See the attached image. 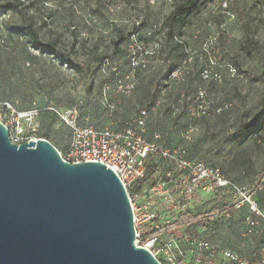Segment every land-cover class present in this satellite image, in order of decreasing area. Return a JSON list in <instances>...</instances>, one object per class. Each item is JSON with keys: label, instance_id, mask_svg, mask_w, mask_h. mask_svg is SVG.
<instances>
[{"label": "rangeland", "instance_id": "obj_1", "mask_svg": "<svg viewBox=\"0 0 264 264\" xmlns=\"http://www.w3.org/2000/svg\"><path fill=\"white\" fill-rule=\"evenodd\" d=\"M5 2L0 0V8L5 5L8 9ZM22 3L23 17L11 9H8L6 20H1L0 16V32L8 43V50L2 51L0 59V99L9 100L18 110H27L32 102L42 108L45 100H51L63 108L89 104L102 97L107 98L114 108L92 110L91 118L104 120L103 125L110 128L132 125L137 111L142 108L146 90L163 76V53L153 45L154 42L165 43L159 27L172 9V3H150L148 0H24ZM23 19L33 21L46 51L39 53L29 49L27 52L24 37L8 38L5 25H19ZM134 20L142 22L143 27L138 33L141 45L155 51L153 57L145 60L149 63L148 72L128 95H123L110 83L106 90H102L100 84L104 80L99 58L111 53L117 29L130 27ZM189 21L182 29V40L190 48V72L185 82L173 84L169 96L176 97L181 92L193 96L195 89L203 86L216 105H228L219 114L208 110L204 118L195 122L192 141L187 144L190 156L208 166L224 169L233 182L247 186L252 199L262 207L264 178L260 179L259 175L264 169V128L246 140L233 138L232 132L239 116L260 109L263 83L258 76L264 71V0H207L199 5ZM149 34L152 38L147 40ZM248 40L255 42L259 57L242 52L241 47ZM120 50L109 61L125 71V44L120 46ZM142 58L136 56V60ZM61 60L67 62V67ZM72 60L84 65L81 72L68 67ZM202 64L217 70L221 80L203 82L200 79ZM230 68L234 71H229ZM173 104L176 106L179 102L176 100ZM150 117L156 121L164 117L165 121L162 127L155 125L153 139L167 141L171 145L184 144L170 125L171 115L161 109L159 115ZM262 117L264 119V114ZM37 124L32 137H40L48 131V141L63 155L71 130L55 115L45 111L41 112ZM240 153L244 155L240 157ZM229 202L230 197L226 193L197 192L188 198L186 211L206 213L214 206L227 207ZM153 207L159 209L156 204ZM245 213V206L235 209L228 218L208 223L202 232L212 241L252 254L260 234L242 235ZM160 216L169 223L168 216L164 213ZM202 222H193V229L201 231Z\"/></svg>", "mask_w": 264, "mask_h": 264}, {"label": "built area", "instance_id": "obj_2", "mask_svg": "<svg viewBox=\"0 0 264 264\" xmlns=\"http://www.w3.org/2000/svg\"><path fill=\"white\" fill-rule=\"evenodd\" d=\"M153 3L156 0H149ZM5 18L9 15L4 14ZM1 43H5L3 37ZM33 51L32 48H29ZM138 62L132 57L131 67ZM183 69L173 71L169 78H179ZM233 72L234 69L230 68ZM203 79L220 80V75L212 69H204L201 73ZM134 82L123 85L119 82L117 89L128 94ZM164 89L161 90L163 94ZM104 105L112 109L104 100ZM209 102L205 99L203 90L198 91V99L183 107L189 117H196L199 112L208 108ZM41 109L54 113L60 122L71 129V139L65 152L61 155L63 160L70 163L95 161L110 168L118 177L126 190L130 203L135 241L139 246L148 249L156 258H162L161 264H264V204L259 207L251 197L249 188L238 185L229 179L217 168L209 167L204 162L192 159L184 147H169L163 143L149 142L144 137V124L147 111L141 109L128 124L120 129L103 127L97 129L89 124L88 114L81 115L76 107L61 108L47 101L43 108L36 103L27 110H18L9 101H0V122L9 130V137L13 143L19 144L30 140L37 127V117ZM181 108H174L176 114ZM194 128H188L182 137L188 141ZM60 153V152H59ZM157 158L176 167V175L167 171L165 181H159L145 187L141 192H131L133 181L141 177L146 169L147 158ZM220 190L230 197L229 205L220 214L212 216L210 222H202L201 231L193 229V223L186 224L177 235L167 238L157 234L145 241L141 238L151 231L160 232L165 219L164 213L172 220L173 215L186 212L188 198L197 192L215 194ZM159 207L154 209V205ZM246 208L243 216L242 235L254 236L259 232L260 238L252 254H242L212 241L203 234L204 227L211 222L229 217L231 209Z\"/></svg>", "mask_w": 264, "mask_h": 264}, {"label": "water", "instance_id": "obj_3", "mask_svg": "<svg viewBox=\"0 0 264 264\" xmlns=\"http://www.w3.org/2000/svg\"><path fill=\"white\" fill-rule=\"evenodd\" d=\"M0 264H161L135 241L126 190L106 165L70 163L0 122Z\"/></svg>", "mask_w": 264, "mask_h": 264}, {"label": "trees", "instance_id": "obj_4", "mask_svg": "<svg viewBox=\"0 0 264 264\" xmlns=\"http://www.w3.org/2000/svg\"><path fill=\"white\" fill-rule=\"evenodd\" d=\"M149 1V0H148ZM156 1H163V2H171L172 3V9L167 14V16L164 18L161 26L159 27L160 30L163 32V37L165 40L164 45H162L159 42H154L155 47H157V51H161L163 53V62H164V69H163V76L162 78L157 81L155 84H153L150 88H148L145 92L144 100L141 104V109H145L147 111V115L145 118V124H144V137L149 142H157V143H163L166 146L169 147H176L181 146L184 147L188 155L190 156L189 149L187 144L191 143L192 141V135L190 140L186 141L182 134L190 127L196 129L194 124L198 120L204 118L208 112V110H212L214 113L219 114L223 110H225L228 105H216L213 100L209 98V95L206 91V89L203 86H198L195 89V92L193 96L187 94V92H181L180 94H176V97L169 96V94L172 91V86L175 83H183L187 80V75L190 72V48L187 46V44L182 40V29L189 24V18L192 14H194L198 8L199 5L207 0H156ZM24 0H6V5L8 9L13 10L14 12L19 13L22 17L24 16V12L22 10ZM6 6L0 8V16L2 19H7L3 15L8 14L9 10L5 8ZM9 17V16H8ZM4 20V21H5ZM5 31L7 33L8 38H12L14 36L23 39L24 37V48L28 52L29 48H32L36 51L43 52L46 51L47 48L44 46V43L42 42L39 32L34 26V23L31 19L25 20L23 19L20 24H12V25H5ZM142 22L134 20L130 27L128 28H119L116 31V35L114 40H112L111 44V53L105 57H100V72L103 75L104 82L100 84L102 90H106V86L108 83L112 84L115 89H117V86L119 82L123 85H126L130 83V81L133 80L134 84L132 87V90L130 93H132L139 81V79H142L144 75L148 72L149 69V63L146 62L147 58L153 57L155 54L154 48H150L149 50L145 49L144 46L141 45L140 39H139V30L142 28ZM0 31H2V28L0 26ZM0 32V38L3 37L5 40V43L0 42V59H1V53L2 51H7V41L6 36L1 34ZM152 38V35L149 34L147 40H150ZM122 44H125L126 51H127V69L125 71H121V66H117L114 64H111V58L117 55L121 50L120 46ZM134 46V47H133ZM155 49V50H156ZM241 50L246 55H255L256 57H259L260 52L259 49L256 47V44L253 40H248L242 47ZM206 54V53H204ZM141 56L143 57L141 60L143 62H138V64L135 67H131V60L132 57ZM205 57V56H204ZM66 59L69 58L66 56ZM140 60V59H139ZM140 60V61H141ZM204 60L207 61L206 57ZM62 65H65L67 67V62L65 60H61ZM203 61H201L202 63ZM236 66H239L237 62L234 63ZM68 67L75 68L78 72L82 71V68L84 65L81 62H77L75 60H72L71 63H69ZM120 68V69H119ZM208 67L204 66L202 64L201 71H200V79L203 82H218L221 80V75L217 70L212 69L211 67L208 69H212L213 72H216L220 75V80H214L212 78L210 79H203L201 76V73L204 69H207ZM182 74L179 78H169V75L176 70H181ZM258 78L262 81L263 87L261 89V101H260V109L253 111L251 113L246 112L245 114L238 117L236 124L234 126L232 136L233 138H241L242 140H246L249 136H251L254 133H259L264 128V119L262 115L264 114V71L258 76ZM164 89L163 94H161V90ZM203 90L205 94V99L207 102H209L208 108H206L203 112H199V115L196 117H189L187 113L184 111L183 107L187 105L188 103H194L198 99V91ZM121 92V91H120ZM122 93V92H121ZM128 93V94H130ZM123 95H126L125 93H122ZM127 94V95H128ZM102 96V95H101ZM104 100L108 101L107 98H100L94 100L93 102L89 104H83L78 105L76 108L78 109L79 113L81 115L88 114L89 116V124L97 129H101L104 126V120H95L94 118H91V111H98L100 108L108 109L104 105ZM178 101V105H174L173 103L175 101ZM0 101H9L6 99H0ZM51 101V100H47ZM10 102V101H9ZM52 102V101H51ZM34 102H32L33 104ZM36 103V102H35ZM46 103V100L44 104ZM53 103V102H52ZM55 106H57L55 103H53ZM104 106H101V105ZM177 104V103H176ZM37 105V104H36ZM38 106V105H37ZM32 107V106H31ZM39 107V106H38ZM44 107V106H43ZM42 107V108H43ZM59 107V106H57ZM40 108V107H39ZM62 108V107H61ZM63 108H74V107H63ZM114 108V106H113ZM112 108V109H113ZM174 108H181L180 111L176 114L173 113ZM140 109V110H141ZM163 109L166 114L171 115V126L177 131V134L179 135L180 139L184 142L182 145H171L167 141H161L160 139H153L152 134L155 129V125L163 126L164 125V117L158 118L157 121L154 119V117H150L152 115L156 116L159 115V111ZM42 111L52 113L51 111L41 109V111L38 114V118ZM139 111V110H138ZM138 111L136 116L138 115ZM56 116V115H55ZM135 116V117H136ZM149 116V118H148ZM166 117V115H164ZM57 117V116H56ZM125 115L122 118V121H124ZM58 119V118H57ZM59 120V119H58ZM60 122V121H59ZM62 125H64L62 122H60ZM66 126V125H64ZM126 126V124L124 125ZM123 126V127H124ZM158 126V127H159ZM67 127V126H66ZM122 127V128H123ZM157 127V128H158ZM69 128V127H68ZM70 129V128H69ZM114 129H120V128H114ZM71 130V129H70ZM41 138L47 139L49 137V132L46 131L41 134ZM71 139V137H70ZM70 142V141H69ZM69 145V143H68ZM67 145V147H68ZM67 149V148H66ZM244 153H240V157H242ZM191 157V156H190ZM198 160V159H196ZM202 161V160H200ZM146 169L144 174L136 178L131 188L128 190L129 193L131 192H141L145 187L150 186L151 184L159 181H165V173L167 171L172 172V174L176 175V167L173 163H167L157 158H147L146 159ZM208 166V165H207ZM211 167V166H209ZM214 168V167H213ZM220 170V169H219ZM228 179L230 182H233L228 175L225 173L224 169L220 170ZM260 179L264 178V169L261 170ZM236 184V183H235ZM216 193H221L220 190L216 191ZM228 207V206H227ZM226 206L218 207L214 206L212 207L208 212L206 213H199V214H192L191 212H184L181 214L173 215L172 220L170 223L165 224L163 229L158 231H151L148 234H145L140 241H145L157 234H161V236L167 238L171 235H177L180 230L185 227L186 224L193 223L196 221H203V222H210L212 219V216L214 214H220L224 209L227 208ZM235 209H231L229 211L232 212ZM234 251H237L239 253L244 254V252H241L240 250L234 249L232 247H229ZM157 259L162 263L163 260L161 258L157 257Z\"/></svg>", "mask_w": 264, "mask_h": 264}]
</instances>
